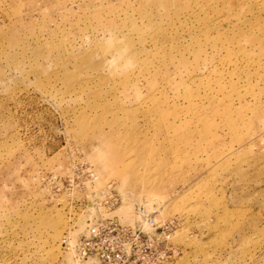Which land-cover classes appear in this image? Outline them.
<instances>
[{"label": "rangeland", "instance_id": "rangeland-1", "mask_svg": "<svg viewBox=\"0 0 264 264\" xmlns=\"http://www.w3.org/2000/svg\"><path fill=\"white\" fill-rule=\"evenodd\" d=\"M87 166L167 264H264V0H0V264H92Z\"/></svg>", "mask_w": 264, "mask_h": 264}, {"label": "built area", "instance_id": "built-area-1", "mask_svg": "<svg viewBox=\"0 0 264 264\" xmlns=\"http://www.w3.org/2000/svg\"><path fill=\"white\" fill-rule=\"evenodd\" d=\"M77 177V178H76ZM64 178L65 190L82 196L78 208L89 211L81 234L73 239V216L63 232L62 245L74 251L76 260H91L92 264H167L168 224L158 223L141 204L135 207L137 221L133 225L122 223L116 215H107L118 206L121 198L109 182L104 188L97 186V174L87 166ZM72 196V195H71ZM104 212V213H103Z\"/></svg>", "mask_w": 264, "mask_h": 264}]
</instances>
